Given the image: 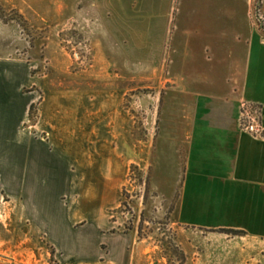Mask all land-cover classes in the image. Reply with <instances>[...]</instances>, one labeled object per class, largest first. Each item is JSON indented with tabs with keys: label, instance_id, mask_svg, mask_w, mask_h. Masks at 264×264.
I'll list each match as a JSON object with an SVG mask.
<instances>
[{
	"label": "crops",
	"instance_id": "obj_1",
	"mask_svg": "<svg viewBox=\"0 0 264 264\" xmlns=\"http://www.w3.org/2000/svg\"><path fill=\"white\" fill-rule=\"evenodd\" d=\"M173 4L153 3L158 11L150 20L169 69L157 189L176 200L179 223L204 232L201 259L264 264V139L240 129L243 101L261 106L264 128V0L257 8L256 0H184L178 15ZM38 83L23 60H0V191L18 207L11 218L30 222L29 235L31 212L75 234L73 248L82 233L74 193L88 165L89 96L46 91L33 125L38 90H24ZM63 196L69 203H60ZM219 229L244 236L213 232Z\"/></svg>",
	"mask_w": 264,
	"mask_h": 264
},
{
	"label": "rangeland",
	"instance_id": "obj_2",
	"mask_svg": "<svg viewBox=\"0 0 264 264\" xmlns=\"http://www.w3.org/2000/svg\"><path fill=\"white\" fill-rule=\"evenodd\" d=\"M157 1L0 0V60H23L29 80L39 82L24 90H38L31 123L39 121L46 91L85 94L90 109L88 165L74 193L82 210L76 246L75 234L31 212L29 235L30 222L11 218L18 207L0 191V264H219L201 259L204 232L179 223L176 200L157 189L169 86L164 40L150 33ZM170 1L178 15L184 0ZM233 231L244 236L213 232Z\"/></svg>",
	"mask_w": 264,
	"mask_h": 264
},
{
	"label": "built area",
	"instance_id": "obj_3",
	"mask_svg": "<svg viewBox=\"0 0 264 264\" xmlns=\"http://www.w3.org/2000/svg\"><path fill=\"white\" fill-rule=\"evenodd\" d=\"M240 129L242 132L253 135L256 139H264L262 126V108L251 101H243L240 105Z\"/></svg>",
	"mask_w": 264,
	"mask_h": 264
},
{
	"label": "trees",
	"instance_id": "obj_4",
	"mask_svg": "<svg viewBox=\"0 0 264 264\" xmlns=\"http://www.w3.org/2000/svg\"><path fill=\"white\" fill-rule=\"evenodd\" d=\"M0 17L1 18H3V16L2 15H0ZM34 109V107H32V110ZM231 233H233V234H235L236 236H241L242 235V233H236V232H231Z\"/></svg>",
	"mask_w": 264,
	"mask_h": 264
},
{
	"label": "water",
	"instance_id": "obj_5",
	"mask_svg": "<svg viewBox=\"0 0 264 264\" xmlns=\"http://www.w3.org/2000/svg\"><path fill=\"white\" fill-rule=\"evenodd\" d=\"M258 19H259L260 21H262L260 17H258Z\"/></svg>",
	"mask_w": 264,
	"mask_h": 264
}]
</instances>
